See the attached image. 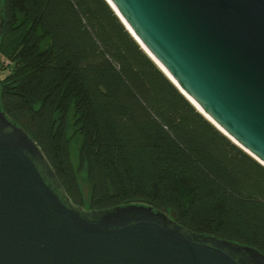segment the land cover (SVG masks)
I'll list each match as a JSON object with an SVG mask.
<instances>
[{"label": "trees", "instance_id": "16d2710c", "mask_svg": "<svg viewBox=\"0 0 264 264\" xmlns=\"http://www.w3.org/2000/svg\"><path fill=\"white\" fill-rule=\"evenodd\" d=\"M0 11L1 109L75 204L149 205L264 254V166L191 104L106 0H1Z\"/></svg>", "mask_w": 264, "mask_h": 264}, {"label": "water", "instance_id": "95a60500", "mask_svg": "<svg viewBox=\"0 0 264 264\" xmlns=\"http://www.w3.org/2000/svg\"><path fill=\"white\" fill-rule=\"evenodd\" d=\"M106 1L191 104L264 166V0ZM2 23L0 11V33ZM0 264H264V254L149 205L75 204L0 106Z\"/></svg>", "mask_w": 264, "mask_h": 264}, {"label": "rangeland", "instance_id": "374dc122", "mask_svg": "<svg viewBox=\"0 0 264 264\" xmlns=\"http://www.w3.org/2000/svg\"><path fill=\"white\" fill-rule=\"evenodd\" d=\"M8 63H9L8 60L4 56H0V64H3L5 66ZM72 158H73V161L76 163V153L75 152L72 153ZM78 179H79V182L82 185L85 193H87L89 186H88V183H87L85 177L83 176V174H78Z\"/></svg>", "mask_w": 264, "mask_h": 264}, {"label": "bare ground", "instance_id": "6f19581e", "mask_svg": "<svg viewBox=\"0 0 264 264\" xmlns=\"http://www.w3.org/2000/svg\"><path fill=\"white\" fill-rule=\"evenodd\" d=\"M142 47L147 51V53L151 56V54L149 53V51L142 45ZM152 57V56H151ZM152 59H154V61H156L157 64H159L161 66V64L152 57ZM155 63V62H154ZM161 68L165 71V69L161 66ZM167 73V71H165ZM188 96V95H187ZM189 99L194 103V105H196V107L203 113V111L201 110V108L199 107V105L192 99L189 97ZM206 117H208L205 113H203ZM209 118V117H208ZM210 119V118H209Z\"/></svg>", "mask_w": 264, "mask_h": 264}]
</instances>
